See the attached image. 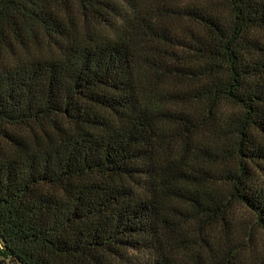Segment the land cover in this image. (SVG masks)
Listing matches in <instances>:
<instances>
[{
	"label": "trees",
	"instance_id": "obj_1",
	"mask_svg": "<svg viewBox=\"0 0 264 264\" xmlns=\"http://www.w3.org/2000/svg\"><path fill=\"white\" fill-rule=\"evenodd\" d=\"M242 208L264 0H0V264H264Z\"/></svg>",
	"mask_w": 264,
	"mask_h": 264
},
{
	"label": "rangeland",
	"instance_id": "obj_2",
	"mask_svg": "<svg viewBox=\"0 0 264 264\" xmlns=\"http://www.w3.org/2000/svg\"><path fill=\"white\" fill-rule=\"evenodd\" d=\"M241 213L245 218L244 221L248 225V231L253 233L254 239L256 241L257 252L264 257V231L259 228L257 225L253 224V219L250 217L249 212L242 208ZM242 237V235L240 234ZM247 253H250V250H246Z\"/></svg>",
	"mask_w": 264,
	"mask_h": 264
}]
</instances>
